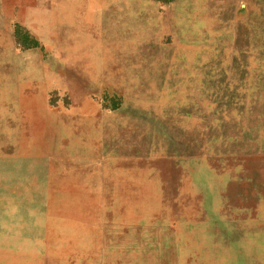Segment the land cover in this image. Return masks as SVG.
I'll return each mask as SVG.
<instances>
[{"label":"rangeland","instance_id":"374dc122","mask_svg":"<svg viewBox=\"0 0 264 264\" xmlns=\"http://www.w3.org/2000/svg\"><path fill=\"white\" fill-rule=\"evenodd\" d=\"M111 5L0 0V264H264V0Z\"/></svg>","mask_w":264,"mask_h":264},{"label":"crops","instance_id":"0c3cea01","mask_svg":"<svg viewBox=\"0 0 264 264\" xmlns=\"http://www.w3.org/2000/svg\"><path fill=\"white\" fill-rule=\"evenodd\" d=\"M114 2V6L111 5L112 9H119V5L123 2H127L133 6L135 5H141L144 14H149L147 8L162 6V0H111ZM87 2V1H85ZM113 4V3H112ZM89 8H86L85 10H88L89 13H93V16L90 15H83V14H78L76 16L75 12L72 13L70 10L64 12V20H62V25L61 26H56L55 22L49 21L48 23H37L36 20L30 19L29 23H27L28 28L32 29V31H35L42 36L44 35H55V34H63V35H71L77 40H92L90 34L92 33V28H94L93 32L98 31L100 34L102 31V19H101V14L103 13L102 11V6L98 4L96 1L93 3L89 4ZM109 8V7H107ZM146 9V12L145 10ZM157 14H159L157 12ZM97 17H100V20L97 19ZM95 18V19H94ZM100 24H99V22ZM162 21V20H161ZM58 23V22H57ZM94 32V34H95ZM96 38V36H95ZM95 40V39H94ZM96 41V40H95ZM193 264H214L212 263H193Z\"/></svg>","mask_w":264,"mask_h":264}]
</instances>
